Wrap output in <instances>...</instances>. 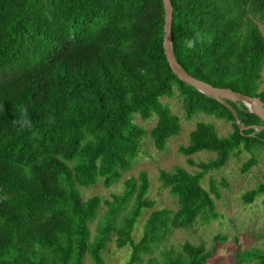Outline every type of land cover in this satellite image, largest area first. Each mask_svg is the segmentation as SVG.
Returning a JSON list of instances; mask_svg holds the SVG:
<instances>
[{
	"label": "trees",
	"instance_id": "1",
	"mask_svg": "<svg viewBox=\"0 0 264 264\" xmlns=\"http://www.w3.org/2000/svg\"><path fill=\"white\" fill-rule=\"evenodd\" d=\"M171 2L173 50L182 68L264 102V0ZM164 23L163 0H0V264H84L87 257L107 264L103 253L111 242L130 247L125 264H220L217 253L226 245L232 246L227 264H264L263 250H245L240 237L228 234L216 235L210 248L186 242L161 260H145L175 229L218 218L222 195L213 177L204 186L206 175L243 153L250 156L239 168L246 174L264 152L258 115L174 74ZM174 98L185 120L204 114L230 122L232 130L221 136L213 123H196L179 152L214 157L193 173L180 166L160 172L178 206L154 210L136 241L138 219L155 204L145 171L111 200H85L80 188L119 181L147 136L164 151L182 131L181 117L163 102ZM136 116L157 120L147 131ZM221 186L227 187L224 179ZM259 196L264 208V182L241 198L252 204ZM103 204L106 218L93 235L90 224Z\"/></svg>",
	"mask_w": 264,
	"mask_h": 264
},
{
	"label": "rangeland",
	"instance_id": "2",
	"mask_svg": "<svg viewBox=\"0 0 264 264\" xmlns=\"http://www.w3.org/2000/svg\"><path fill=\"white\" fill-rule=\"evenodd\" d=\"M260 28L264 33V25L260 24ZM163 102L169 105L172 111L181 117V134L170 139L167 148L162 152L155 148L152 140L147 136L142 143L140 157L133 167L123 174L119 181L107 187L100 180L93 187L80 188L81 195L85 200L95 195L106 200H111L113 195H119L124 192L125 181L128 178H137L142 171H145L150 182L148 198L154 201L155 204L152 209L144 210L138 219L133 233L136 241L142 238L146 220L154 210L165 208L175 210L178 206L176 198L169 193L168 189L162 186L159 179L160 172L163 170L170 171L180 166L193 173L199 170L198 164L207 162L214 157L213 153L203 152L189 158L179 152L181 146L188 145L190 132L194 129L196 123L201 121L213 123L221 136H225L232 130L230 122L217 120L204 114H200L195 119L187 121L184 119L181 103L177 99H163ZM156 120V117L148 121L142 120L140 116H136L135 118V122L147 131L153 128ZM249 157L247 153H243L239 157L231 159L227 167L221 170V172L212 171L206 175L204 186L209 188V179L213 177L222 195L220 200L216 199V212L219 215L216 220L211 221L209 224L198 223L192 229H175L161 243L154 247L151 254L145 256V260L150 257L161 260L164 251L170 249L179 251L181 246L186 242L195 245L204 244L206 248H210L214 237L222 234H228L231 238L235 236L240 237L245 250L257 249L264 251V208L262 197L259 196L252 204H245L241 198L244 193L257 187L260 182H264V152L261 153L258 164L248 173L242 174L239 168ZM189 159H192L195 164H190ZM223 179L227 183V187L221 186ZM106 212L107 207L103 204L98 216L90 224L93 235L96 233L98 225L105 220ZM126 214L127 212H122L121 216ZM114 237L116 238V235ZM231 250L232 246L226 245L225 248H221L218 251L220 264L231 262ZM130 254V247L118 248L115 242L108 244L103 253L107 264H125L129 260ZM84 264H93L92 259L87 257Z\"/></svg>",
	"mask_w": 264,
	"mask_h": 264
},
{
	"label": "water",
	"instance_id": "3",
	"mask_svg": "<svg viewBox=\"0 0 264 264\" xmlns=\"http://www.w3.org/2000/svg\"><path fill=\"white\" fill-rule=\"evenodd\" d=\"M163 3L165 8L163 46L167 60L174 74L184 83L194 87L201 93L206 94L220 101L221 103H224V100L226 99L234 102L244 103L251 112H254L256 115H258L264 122V102L260 97H249L247 95H243L241 93L235 92L229 88L214 87L209 83H206L204 81H201L193 77L182 68V66L177 62L173 50V34H172L173 5L171 0H163ZM229 108L235 117L236 123L240 125L237 113L231 107ZM255 130L264 131V125L257 127Z\"/></svg>",
	"mask_w": 264,
	"mask_h": 264
}]
</instances>
